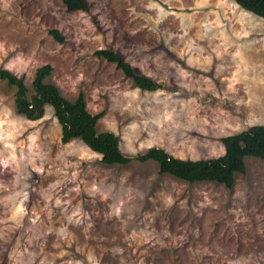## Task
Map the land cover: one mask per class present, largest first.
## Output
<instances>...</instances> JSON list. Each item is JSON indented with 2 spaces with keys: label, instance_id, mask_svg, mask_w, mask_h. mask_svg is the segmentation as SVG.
I'll use <instances>...</instances> for the list:
<instances>
[{
  "label": "rangeland",
  "instance_id": "obj_1",
  "mask_svg": "<svg viewBox=\"0 0 264 264\" xmlns=\"http://www.w3.org/2000/svg\"><path fill=\"white\" fill-rule=\"evenodd\" d=\"M0 0V69L32 92L38 68L112 132L128 156L150 148L220 157L222 139L264 125V19L234 0ZM57 30L64 42L50 34ZM110 49L163 87L136 88ZM0 81V264H264V161L246 159L229 189L108 166L61 142L52 107L30 121Z\"/></svg>",
  "mask_w": 264,
  "mask_h": 264
},
{
  "label": "trees",
  "instance_id": "obj_2",
  "mask_svg": "<svg viewBox=\"0 0 264 264\" xmlns=\"http://www.w3.org/2000/svg\"><path fill=\"white\" fill-rule=\"evenodd\" d=\"M69 12L87 11L86 0H62ZM245 12L264 19V0H234ZM50 34L59 43L64 39L57 30ZM95 55L115 64L134 86L144 92H156L162 85L138 73L124 58L110 49L99 50ZM52 67L45 65L37 69L32 83V92L25 85L23 77H18L8 69H0V81H5L16 89L15 109L30 121H38L45 116L46 108L52 107L54 116L61 126V142L67 144L80 140L91 151L101 156L108 166H126L132 162L158 164L161 175L193 183L214 182L232 189L237 174L246 173V159L258 158L264 161V125H255L236 135L224 137L225 152L212 159L184 160L171 156L163 149L150 148L144 154L126 156L120 147V139L112 132L98 133L97 123L103 113L92 115L87 110L86 99L80 93L75 101L66 99L60 89L47 82L52 75Z\"/></svg>",
  "mask_w": 264,
  "mask_h": 264
}]
</instances>
